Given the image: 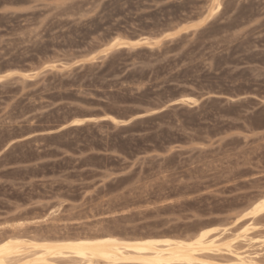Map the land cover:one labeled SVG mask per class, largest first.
I'll list each match as a JSON object with an SVG mask.
<instances>
[{
  "label": "rangeland",
  "instance_id": "374dc122",
  "mask_svg": "<svg viewBox=\"0 0 264 264\" xmlns=\"http://www.w3.org/2000/svg\"><path fill=\"white\" fill-rule=\"evenodd\" d=\"M263 197L264 0H0L1 235H191Z\"/></svg>",
  "mask_w": 264,
  "mask_h": 264
},
{
  "label": "bare ground",
  "instance_id": "6f19581e",
  "mask_svg": "<svg viewBox=\"0 0 264 264\" xmlns=\"http://www.w3.org/2000/svg\"><path fill=\"white\" fill-rule=\"evenodd\" d=\"M263 214L264 197L232 225L197 227L191 235L115 229L31 235L19 226L5 234V228L0 264H264V231L258 235L257 223Z\"/></svg>",
  "mask_w": 264,
  "mask_h": 264
}]
</instances>
